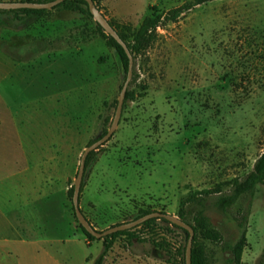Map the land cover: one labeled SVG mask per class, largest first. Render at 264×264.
<instances>
[{"label":"rangeland","instance_id":"rangeland-1","mask_svg":"<svg viewBox=\"0 0 264 264\" xmlns=\"http://www.w3.org/2000/svg\"><path fill=\"white\" fill-rule=\"evenodd\" d=\"M194 1L97 5L132 45L145 19L157 24L133 54L134 99L87 159L79 208L98 232L147 211L181 217L205 264H264L262 187L230 201L264 152V0ZM108 37L84 5L0 11V264H94L104 250L81 230L72 197L127 77ZM153 235L168 250L119 236L102 264H184L182 230L158 220Z\"/></svg>","mask_w":264,"mask_h":264},{"label":"trees","instance_id":"trees-1","mask_svg":"<svg viewBox=\"0 0 264 264\" xmlns=\"http://www.w3.org/2000/svg\"><path fill=\"white\" fill-rule=\"evenodd\" d=\"M51 1H54V0H50V1H46V0H23L21 2L48 3V2H51ZM92 1L96 5V7H97L98 4H100V2H102V0H92ZM211 1H215V0H195L194 3L191 6L193 7V6L202 5V4H205L207 2H211ZM81 5L86 6L87 9H88L87 3L84 2L83 0H68V1H64L61 4H59V5L55 6L54 8H52V9H57V8L63 7L65 9H67V10L79 11ZM188 9H190V8H188ZM0 11H5V10H0ZM11 11L12 12L23 13V14H26V15H31V14H41V13L46 12L47 10L20 9V10H11ZM88 12H89V9H88ZM172 13H173L172 19H174L175 16L179 13V10L173 11ZM89 14H90V12H89ZM156 20L157 19H154V20L145 19L143 21V23H142V25L140 27V30H139L136 38L134 39L135 41H137L136 45H132L130 43V41L128 40V38H126V36H124L122 33H120L116 28H114L112 23H110V25L115 29V31L117 32V34L119 35L121 40L127 45V48L129 49V51H130V53H131V55L133 57V54L136 53V51H137V48H138V46L140 44V41L145 40V38L147 36L148 29L151 28V27H156V24H157ZM108 38H109V41L114 46L115 50L117 51V53H118V55L120 57V60H121L122 67H123L124 71L127 74L128 63H129L128 57L126 56V54H125L124 50L122 49V47L112 37L109 36ZM133 99H134V94L132 92H126L125 100L132 101ZM106 133H107V131L103 135H105ZM89 155H88V157H89ZM88 157H87V159H88ZM87 159H86V163H87ZM86 163H85V168H86ZM232 184H233V192H232L230 201H233V200L237 199L239 196H241L242 194L253 190L257 185H260L262 187L263 195H264V152L255 161V163L253 165L252 172L243 181H233ZM153 212H157V211L142 212V213L139 214V216L136 219H138L140 217H143L145 215H148L150 213H153ZM161 213H163V212H161ZM179 219H181V217H179ZM158 220H160L163 223H165L167 225H170V226H172L174 228L182 230L186 234V241H187L188 234H187V232L185 230L176 227L175 225L171 224L170 222H167L164 219H156V218L149 219V220L143 222L142 224L134 227L131 230L117 232V233H114L112 235H109V236H106V237L102 238V240L104 242V250L100 254V256L96 259L94 264H102L104 256L106 254V251L110 248V246L112 244L111 240L116 238V237H119V236H126V237H129V238L135 237V238L141 239V240L142 239H149L156 246L168 250V247H166L164 245V243L163 244L160 243L158 237L153 235L156 232V222ZM90 225H91V223H90ZM192 228L194 230V237H193L192 249H191V264H205L203 251L197 245L196 228L195 227H192ZM138 229H143L144 231H147L148 235H145V237H143V236H134V232L136 230H138ZM81 230L83 231V233L86 235V237L88 239L101 240V239H95L94 237L89 235L82 227H81ZM204 234H205V237L207 239H213V240L217 239V236L213 232L206 231ZM245 246H246V239H245V236H243L241 241L237 244V247L235 249V254H236V256H235L236 258L235 259H236L237 263L240 262L241 254H242V251L244 250ZM184 251H185V247H184ZM184 264H185V252H184Z\"/></svg>","mask_w":264,"mask_h":264},{"label":"water","instance_id":"water-1","mask_svg":"<svg viewBox=\"0 0 264 264\" xmlns=\"http://www.w3.org/2000/svg\"><path fill=\"white\" fill-rule=\"evenodd\" d=\"M64 1H68V0H54L48 3L0 2V10H5V11L20 10V9L50 10ZM83 1L87 3L89 12L92 15L93 19L95 20V22L104 30V32L107 35L112 37L122 47L126 56L128 57L129 63H128L127 77L120 91L117 107H116L114 118H113L110 128L108 129L105 135H103L101 138H99L92 144L88 145L85 148L81 156L77 177L74 182V191H73V197H72L73 211H74L76 220L78 224L89 235H91L95 239H102L106 236L112 235L117 232L131 230L134 227L142 224L143 222L149 219H154V218L164 219L167 222H170L176 227L181 228L187 232L188 238H187L186 249H185V264H191V249H192V242H193V237H194V230L189 224L179 219L178 217L167 214V213L153 212L143 217H140L138 219H135L131 222L119 224V225L110 227L102 232H98L90 225L89 221L86 219V217L83 215V213L81 212L79 208V195H80L82 179H83V175L85 171L86 159L91 152L97 150L99 147L103 146L107 141H109L116 127L118 126V123L121 117L122 107H123L126 92H127V88H128L129 82L132 77V67H133V57L129 49L127 48V45L121 40L117 32L110 25V23L105 19V17L99 12L94 2L92 0H83Z\"/></svg>","mask_w":264,"mask_h":264},{"label":"crops","instance_id":"crops-1","mask_svg":"<svg viewBox=\"0 0 264 264\" xmlns=\"http://www.w3.org/2000/svg\"><path fill=\"white\" fill-rule=\"evenodd\" d=\"M5 196H6V194H4V198H5ZM6 201V200H5ZM8 202V201H7ZM11 230V229H10ZM12 240H14L13 238H12ZM15 241H17V240H15ZM17 242H19V241H17ZM22 243V242H21Z\"/></svg>","mask_w":264,"mask_h":264}]
</instances>
